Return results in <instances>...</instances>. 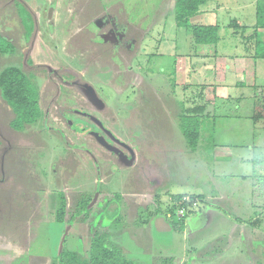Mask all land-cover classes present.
Returning a JSON list of instances; mask_svg holds the SVG:
<instances>
[{
    "label": "rangeland",
    "instance_id": "obj_1",
    "mask_svg": "<svg viewBox=\"0 0 264 264\" xmlns=\"http://www.w3.org/2000/svg\"><path fill=\"white\" fill-rule=\"evenodd\" d=\"M249 1L207 0L187 27L176 23V0H0V48L8 51L0 71L19 67L37 85L41 113L15 129L0 91V264H53L61 251L88 256L96 232L136 264H264V121L251 132L239 113L223 117L233 104L215 103L212 91L223 70L241 81V101L250 105L253 65L243 58L235 68L220 45L196 43L192 31L214 24L223 35ZM262 7L264 0L253 3L264 30ZM23 9L43 24L31 53ZM100 14L125 26L140 53L134 47L127 61L109 44L90 43L87 28ZM242 37L227 40L237 46ZM76 42L84 43L80 56ZM159 53L165 64L157 65ZM198 64L207 76L189 78ZM230 90L220 93L233 98ZM212 104L215 123L205 109L193 150L179 116ZM182 194L200 201L180 221Z\"/></svg>",
    "mask_w": 264,
    "mask_h": 264
},
{
    "label": "trees",
    "instance_id": "obj_2",
    "mask_svg": "<svg viewBox=\"0 0 264 264\" xmlns=\"http://www.w3.org/2000/svg\"><path fill=\"white\" fill-rule=\"evenodd\" d=\"M207 0H176V22L179 26L189 27L188 18L200 12L202 6ZM264 11V7H262ZM21 14H23L21 16ZM22 25L26 28V34L31 33L33 25V17L31 14L24 10L20 11ZM259 17L261 19H259ZM257 26L261 24L263 17L257 11ZM233 27L244 28L236 19H232L230 24ZM256 27V25L254 26ZM192 28V26H191ZM218 25H194L192 31L195 33L196 43L211 44L218 40ZM255 45L264 50V41L257 40L256 32L254 34ZM7 50V49H6ZM8 52L0 48V53ZM258 56L261 54L258 53ZM264 55V52L262 56ZM264 57V56H263ZM0 91L3 99L11 106L14 111V118L11 125L15 129H22L25 125L33 124L41 116L38 97L39 91L27 75L16 66H8L0 71ZM253 120L264 119V85L253 87ZM205 105H196L186 108L179 116V124L184 136L187 139L188 146L195 150L199 146L200 140V117L205 111ZM186 196L185 194L176 196L178 200ZM175 198V197H174ZM195 197L190 196L191 200ZM60 209L59 213L62 216L64 197L60 196ZM176 199V200H177ZM181 206L184 203L180 204ZM178 205V207L180 206ZM186 214L185 216H187ZM185 216H178V220H183ZM59 221H62L59 219ZM183 223V221H182ZM182 223L175 222L172 226L175 230H182ZM88 256L76 251H61L55 258L53 264H136L127 256L124 255L121 249L116 245H110L108 236L106 234L94 233L90 244L88 246ZM160 264H173L172 258H162Z\"/></svg>",
    "mask_w": 264,
    "mask_h": 264
},
{
    "label": "crops",
    "instance_id": "obj_3",
    "mask_svg": "<svg viewBox=\"0 0 264 264\" xmlns=\"http://www.w3.org/2000/svg\"><path fill=\"white\" fill-rule=\"evenodd\" d=\"M259 1L260 0H250L249 4L245 7L246 8L245 12L240 11L238 13L239 16L234 15L233 19L238 20L240 22V25L243 26L244 28H242V27L241 28L231 27L230 25L228 27L226 26L227 29L225 30V33L223 35H219L218 40L214 44L217 51H218L219 45H220V47H222V50H223L222 55H224V57H226L227 59H233L234 60L233 64H234V67L237 69L239 67H241V65H243V58L250 59V60H248V63H250V61H251V64L253 65V68L251 71H252L253 80H255L253 82V84H251L250 90H249V95L245 99L246 102L248 100H250V105H248V104L244 105L245 102L243 104L241 101L242 97L244 96L242 93V90H241V88L244 85H242L241 81H238L237 79L235 80L231 77H227L223 70L222 71L219 70L220 71L219 82H216L215 84L211 83V84H213V87H214V88H212V91L216 92V94L219 96L215 100V103L217 100H220V102H222L223 107H225L224 105H226L227 103L233 104V110L232 111H228V110L226 111L225 108L221 111L222 116L226 117V114L238 115V113H239V116H242L245 119L244 122L247 124V126L251 132H254V127H256L257 124L264 121V119L253 120L251 117L252 116V114H251L252 113V95L251 94L253 93V87L264 85V57H263L264 55L262 56L264 50H262L261 47L255 45V37H254V34L256 32L257 40H259V42L264 41V30L258 29L257 23H259V22L257 19V11L253 8V3L254 2L259 3ZM249 7H251L252 9L249 10ZM241 13H244V15L240 16ZM246 15L249 16V19L251 18V22L248 19H244ZM208 25H214V24H208ZM255 25H256V27H254ZM236 33H240L241 37L243 36L241 38V40H238L237 46H235L232 42L227 40L228 35H230L232 37ZM244 33H247L248 35L245 36ZM233 41H235V39ZM159 48H161V47H159ZM236 48H241V50H244V52L242 51L243 53L239 54L240 52L237 51ZM258 53H260L261 55L258 56L257 55ZM158 55L161 57L159 58L157 65L165 64V57H163L165 55H163L162 53H159ZM180 56H182V55H180ZM175 58H177V57H175ZM193 58H191L189 61V67L194 65ZM157 59H156V61H157ZM198 59H202L201 56H198ZM162 61H163V63H162ZM173 61H175V59H173ZM203 63L204 62L202 61L199 64H203ZM199 64H198V67L196 69L194 68V69H191L189 72H187V75L189 78L192 76L197 77L201 74V73L197 74L198 68H203L204 66L199 65ZM174 65L175 64H173V66ZM224 68H228L227 64H225ZM257 68H258L259 72L256 71ZM193 71L195 72L194 75L191 74V72H193ZM208 72H210V70H208ZM201 75H203V74H201ZM204 76H207V75H203V77ZM246 83H248V82H246ZM227 88H232V90H230V91H234L236 96H234L233 98L232 97H226V98L223 97L220 92L223 93V91H226ZM212 106H213L212 110H209V109L207 110V107H206V111H205L206 114H204V116H206V117L212 116L213 122L215 123V115H216V113L214 111L215 104H212ZM240 122H242V121H240ZM223 131L226 133V129H224ZM240 134H241V132L239 133V135Z\"/></svg>",
    "mask_w": 264,
    "mask_h": 264
},
{
    "label": "flooded vegetation",
    "instance_id": "obj_4",
    "mask_svg": "<svg viewBox=\"0 0 264 264\" xmlns=\"http://www.w3.org/2000/svg\"><path fill=\"white\" fill-rule=\"evenodd\" d=\"M97 16H98V18L93 20L94 23L91 26L89 25V27L87 28V33L89 31V33H90L89 35H91V37L88 38V41L90 43L102 44V42H103V44H109L111 46L109 48H107L108 49L107 51H109V52L111 51L114 53L118 52L119 54H120V52H122L123 58H126L127 61L130 60V52L134 47L136 48V53H140V51H141L140 41L138 39H136V37L129 35L128 34L129 31L127 30V28H125V26L113 22L112 18H110V15L104 16L103 14H100ZM36 20L37 19L35 17H33L32 31H31V33L25 35L27 41L32 40V45H30L31 46L30 53L33 51V46H34L33 43L37 39V35H38L37 30H39L38 29L39 26L43 25L42 23H40L41 21L39 22ZM44 38L45 37L40 38L39 40H43ZM114 39L116 42L113 43ZM75 44H78V46H79V49L76 50V53L79 54V56H80L79 51L82 50V47H83L82 44H84V43H81V45H80L79 42H76ZM134 60H136V59H134ZM25 62L29 65L33 64V62L30 59V55L26 56ZM72 67L73 68L71 69V72L74 71L76 75L81 77V74L79 72H77V71H79V67L76 70L74 69L73 65H72ZM58 68L61 69L62 67H58ZM68 68H66V72H67ZM51 69L52 70H50V71L55 70L54 68H51ZM68 85H71V83L69 81H67L66 86H68ZM81 89L83 92L85 91V89H83V88H81ZM38 91H39V89H38ZM83 94H85L87 99L90 97L89 92L88 93L84 92ZM91 101H95V100H93L91 98ZM96 104H98V106H101V103L98 100H96ZM38 105H39V97H38ZM69 124H71V122H69ZM124 156H125V154L123 152H121V154L119 153V157L121 159Z\"/></svg>",
    "mask_w": 264,
    "mask_h": 264
},
{
    "label": "built area",
    "instance_id": "obj_5",
    "mask_svg": "<svg viewBox=\"0 0 264 264\" xmlns=\"http://www.w3.org/2000/svg\"><path fill=\"white\" fill-rule=\"evenodd\" d=\"M182 203H184V205L183 206H179L178 207V216H185L186 214H189V211L190 210H192V209H195V206L196 205H199V201H197V200H191L190 199V197H188V196H184L183 198H182ZM186 202H190V207L189 208H187L186 207Z\"/></svg>",
    "mask_w": 264,
    "mask_h": 264
}]
</instances>
